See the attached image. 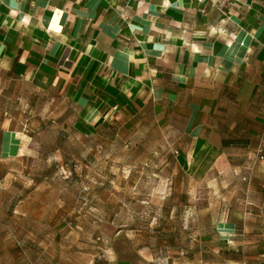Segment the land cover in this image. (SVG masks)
<instances>
[{"label":"crops","instance_id":"crops-1","mask_svg":"<svg viewBox=\"0 0 264 264\" xmlns=\"http://www.w3.org/2000/svg\"><path fill=\"white\" fill-rule=\"evenodd\" d=\"M62 102L84 133L163 111L179 166L248 175L243 222L264 223V0H0V163L29 150L21 112Z\"/></svg>","mask_w":264,"mask_h":264},{"label":"rangeland","instance_id":"rangeland-1","mask_svg":"<svg viewBox=\"0 0 264 264\" xmlns=\"http://www.w3.org/2000/svg\"><path fill=\"white\" fill-rule=\"evenodd\" d=\"M20 115L31 141L0 163V264H264L249 236L264 223L243 222L248 175L182 169L163 111L90 133L68 102Z\"/></svg>","mask_w":264,"mask_h":264},{"label":"trees","instance_id":"trees-1","mask_svg":"<svg viewBox=\"0 0 264 264\" xmlns=\"http://www.w3.org/2000/svg\"><path fill=\"white\" fill-rule=\"evenodd\" d=\"M148 264H154V263L149 262Z\"/></svg>","mask_w":264,"mask_h":264}]
</instances>
